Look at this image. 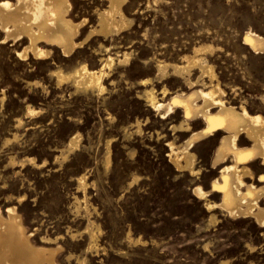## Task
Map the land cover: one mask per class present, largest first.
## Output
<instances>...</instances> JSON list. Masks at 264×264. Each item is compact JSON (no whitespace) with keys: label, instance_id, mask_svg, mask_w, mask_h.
<instances>
[{"label":"rangeland","instance_id":"374dc122","mask_svg":"<svg viewBox=\"0 0 264 264\" xmlns=\"http://www.w3.org/2000/svg\"><path fill=\"white\" fill-rule=\"evenodd\" d=\"M135 9L142 11L135 16L136 25L128 35L131 40L124 38L127 44L134 43L135 57L142 52L151 57L156 51L174 55L211 42L224 48L218 60L222 73L231 68L243 84L249 78L264 79V54L255 53L243 40L251 29L264 35V0H136ZM84 12L78 9L77 13L81 17ZM35 68L34 74L27 76V66H18L17 61L4 56L0 59V92L8 93L5 107L0 103V209L6 217L8 207L16 204L35 246L42 245L43 237H62L50 245L63 246L57 264H79L76 257L85 256V264H264L262 230L251 221H233L219 214L221 222L206 228L209 214L193 189L199 184L208 190L217 176L219 171L211 164L213 150L202 152L200 161L207 166L204 175L178 174L167 159L165 141L151 137V129H146L143 137L125 140L124 128L137 118H150V126L169 129V122H161L153 112L148 114L145 104L135 98L136 91L122 84L107 95L105 102L68 92L62 97L48 76L47 66ZM140 77L135 75L132 81ZM23 80L40 81L49 94L42 89L29 94ZM247 97L255 98L249 92ZM28 104L46 113L28 120ZM181 114L179 111L178 118ZM19 118L25 122L18 133L19 143L5 147V139L15 133ZM77 133L82 135L81 147L65 162L57 159ZM111 137L117 141L112 165L107 168L106 141ZM11 157L17 161L35 157L37 163L48 164L37 168L26 161L24 166L12 168ZM82 174L89 181L87 196L77 190V177ZM136 175L142 180L129 187ZM23 195L26 200L20 205L18 197ZM74 197L84 200L81 207L87 200L88 207L78 211ZM89 221L101 228L99 255L86 253L88 235L84 231ZM70 232H77V237L72 239ZM129 234L147 243L130 242ZM207 243L209 249L203 247ZM247 243L258 248L254 254Z\"/></svg>","mask_w":264,"mask_h":264},{"label":"bare ground","instance_id":"6f19581e","mask_svg":"<svg viewBox=\"0 0 264 264\" xmlns=\"http://www.w3.org/2000/svg\"><path fill=\"white\" fill-rule=\"evenodd\" d=\"M135 1L0 0V59L4 56L17 61L18 66H27L30 69L27 76L34 74L35 66H47L48 76L62 97L68 92L70 96L83 95L105 102L107 95L122 84L136 91L135 98L145 104L148 114L153 112L161 122H169V129L150 126V118H137L124 128L125 140L143 137L145 130L151 129V137L165 141L167 159L175 171L196 178L206 171L204 161H200L202 152L213 150L211 164L213 170L219 171L217 176L211 180L208 190L199 184L193 189L209 214L206 228L217 226L221 214L233 221H251L262 230L264 239V79L249 78L243 84L231 68H225L222 73L218 60L224 48L211 42L196 44L174 55L154 51L151 57L145 52L135 57L133 42L129 45L124 40L126 37L131 40L128 35L136 25L135 16L142 11L132 10ZM78 9L85 10L81 17ZM147 33L150 36V32ZM244 35L243 40L252 51L264 54V35L253 29ZM140 59L143 62H138ZM135 75L143 77L133 82ZM2 80L0 70V82ZM24 83L29 94L36 89L48 93L40 81L26 80ZM248 92L255 97L253 100L247 97ZM6 100L8 93L2 90V107ZM44 110L28 104L26 118L37 120L46 113ZM179 111L182 116L178 118ZM24 126L22 118L16 119L15 133L5 139V147L19 143L18 133ZM82 140L80 133L71 136L68 150H61L57 159L65 162L71 152L81 147ZM116 141V137L106 141L107 168L112 165ZM131 155L134 156L135 151ZM26 161L37 168L48 164L47 161L37 163L35 157L24 161L11 157L9 164L15 168L24 166ZM141 180L138 175L134 176L129 187ZM77 181V190L88 194L90 187L86 175L78 176ZM25 200L26 195L18 197L20 205ZM75 200L78 211L85 205L88 207L87 200L82 207L84 200L81 202L78 197ZM15 205L8 207L6 217L0 209V264H57V255L63 246L53 248L50 245L62 237H43L42 245L35 246L32 233L27 231ZM84 232L88 235L86 253L97 255L101 251V228L89 221ZM76 234L69 233L72 239ZM127 238L133 243H147L141 237L133 239L131 234ZM203 247L209 249L210 243ZM247 247L251 254L258 249L249 243ZM72 255L67 256L68 261ZM85 257H76V260L85 264Z\"/></svg>","mask_w":264,"mask_h":264}]
</instances>
